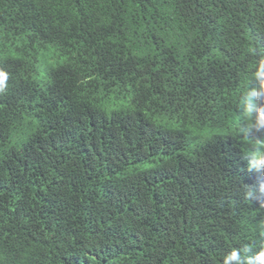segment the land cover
I'll use <instances>...</instances> for the list:
<instances>
[{"label":"trees","instance_id":"trees-1","mask_svg":"<svg viewBox=\"0 0 264 264\" xmlns=\"http://www.w3.org/2000/svg\"><path fill=\"white\" fill-rule=\"evenodd\" d=\"M0 70V264L264 241V0H0Z\"/></svg>","mask_w":264,"mask_h":264},{"label":"clouds","instance_id":"clouds-1","mask_svg":"<svg viewBox=\"0 0 264 264\" xmlns=\"http://www.w3.org/2000/svg\"><path fill=\"white\" fill-rule=\"evenodd\" d=\"M259 85L264 87V83L260 82ZM7 73L0 70V96L7 94ZM262 109L264 110V91L261 95ZM259 148L256 153L250 155H259L264 161V141L258 142ZM251 191L248 196L251 197ZM224 264H264V241H260L253 245H244L241 247L231 248L224 256Z\"/></svg>","mask_w":264,"mask_h":264},{"label":"snow or ice","instance_id":"snow-or-ice-1","mask_svg":"<svg viewBox=\"0 0 264 264\" xmlns=\"http://www.w3.org/2000/svg\"><path fill=\"white\" fill-rule=\"evenodd\" d=\"M262 163H264V161H262Z\"/></svg>","mask_w":264,"mask_h":264}]
</instances>
